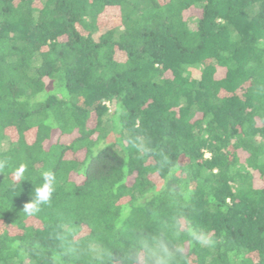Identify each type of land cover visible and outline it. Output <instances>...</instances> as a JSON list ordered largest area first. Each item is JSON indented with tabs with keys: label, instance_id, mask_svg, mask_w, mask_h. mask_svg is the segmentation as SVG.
Instances as JSON below:
<instances>
[{
	"label": "trees",
	"instance_id": "obj_1",
	"mask_svg": "<svg viewBox=\"0 0 264 264\" xmlns=\"http://www.w3.org/2000/svg\"><path fill=\"white\" fill-rule=\"evenodd\" d=\"M158 262L264 264V0H0V264Z\"/></svg>",
	"mask_w": 264,
	"mask_h": 264
},
{
	"label": "clouds",
	"instance_id": "obj_2",
	"mask_svg": "<svg viewBox=\"0 0 264 264\" xmlns=\"http://www.w3.org/2000/svg\"><path fill=\"white\" fill-rule=\"evenodd\" d=\"M25 172V167L22 165L16 171L17 179L22 178L23 173ZM42 183L35 187L34 189V197L30 200V202L24 205V211L32 214L40 211V206L48 204L53 194L56 191V176L52 171H44L41 173ZM161 264V262H158Z\"/></svg>",
	"mask_w": 264,
	"mask_h": 264
}]
</instances>
